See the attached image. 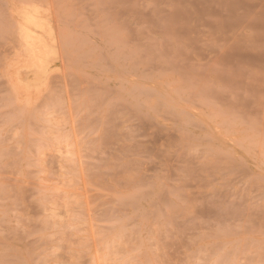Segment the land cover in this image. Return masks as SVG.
Returning <instances> with one entry per match:
<instances>
[{"label": "rangeland", "instance_id": "rangeland-1", "mask_svg": "<svg viewBox=\"0 0 264 264\" xmlns=\"http://www.w3.org/2000/svg\"><path fill=\"white\" fill-rule=\"evenodd\" d=\"M0 264H264V0H0Z\"/></svg>", "mask_w": 264, "mask_h": 264}, {"label": "bare ground", "instance_id": "bare-ground-1", "mask_svg": "<svg viewBox=\"0 0 264 264\" xmlns=\"http://www.w3.org/2000/svg\"><path fill=\"white\" fill-rule=\"evenodd\" d=\"M50 36V33H46L45 35H42L41 36V39H39L36 43H37V45L34 47V49L32 48V52H30V53H32L31 54V59L29 60V62L28 63H25V64H28V65H25V64H23V65H25V66H28V67H33V68H35L36 70H38L37 71V73L38 72H41L43 75V77H44V72H46L47 70H46V67L48 66V61H49V59H50V57H51V52L49 51V38L47 39V37H49ZM51 38V37H50ZM52 41V40H51ZM53 42V41H52ZM51 42V43H52ZM49 62H51V61H49ZM50 64V63H49ZM27 67V68H28ZM54 69V68H53ZM46 70V71H45ZM52 70V69H51ZM50 71V70H49ZM31 72V71H30ZM32 72H34V71H32ZM36 72V71H35ZM48 73V72H47ZM45 74L46 76L48 75V74ZM17 74V73H16ZM39 75H40V73H38ZM16 76V75H15ZM30 80V79H29ZM34 81H37V79H35L34 78ZM45 82V81H44ZM43 84V83H42ZM46 84V83H45ZM27 85H29V84H27ZM28 89V88H27ZM28 91H30L29 89H28ZM32 92V91H31Z\"/></svg>", "mask_w": 264, "mask_h": 264}]
</instances>
